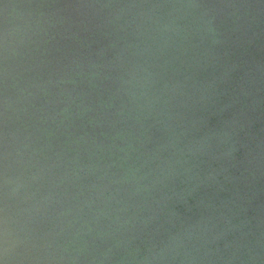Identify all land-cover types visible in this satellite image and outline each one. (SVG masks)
<instances>
[{"label":"water","instance_id":"1","mask_svg":"<svg viewBox=\"0 0 264 264\" xmlns=\"http://www.w3.org/2000/svg\"><path fill=\"white\" fill-rule=\"evenodd\" d=\"M0 264H264V0H0Z\"/></svg>","mask_w":264,"mask_h":264}]
</instances>
